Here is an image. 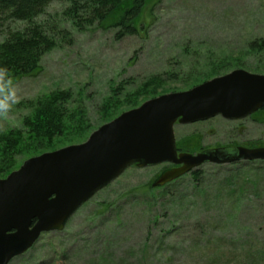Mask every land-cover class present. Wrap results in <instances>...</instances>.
Here are the masks:
<instances>
[{
	"label": "rangeland",
	"instance_id": "374dc122",
	"mask_svg": "<svg viewBox=\"0 0 264 264\" xmlns=\"http://www.w3.org/2000/svg\"><path fill=\"white\" fill-rule=\"evenodd\" d=\"M68 5L53 3L38 20L69 36L60 32L41 69L12 85L0 134L21 131L26 138L24 121L34 105L58 93L71 95L69 111L83 113L92 133L106 124L110 114L102 111L109 100L119 103L117 116L138 91L134 103L142 105L239 69L264 76V51L250 47L264 39V0H150L137 34L123 39L115 27L77 31L65 13ZM4 39L0 32V44ZM175 137L189 154L264 146V114L177 125ZM21 158L18 168L27 160ZM166 168L128 169L64 232L44 234L10 264H264V161L206 164L149 192Z\"/></svg>",
	"mask_w": 264,
	"mask_h": 264
},
{
	"label": "water",
	"instance_id": "95a60500",
	"mask_svg": "<svg viewBox=\"0 0 264 264\" xmlns=\"http://www.w3.org/2000/svg\"><path fill=\"white\" fill-rule=\"evenodd\" d=\"M264 109V76L235 70L191 90L148 100L94 131L82 144L26 160L0 180V264H10L49 233H61L96 194L131 167L179 166L163 187L206 164L264 161V148L179 153L174 128L216 117L241 121Z\"/></svg>",
	"mask_w": 264,
	"mask_h": 264
},
{
	"label": "trees",
	"instance_id": "16d2710c",
	"mask_svg": "<svg viewBox=\"0 0 264 264\" xmlns=\"http://www.w3.org/2000/svg\"><path fill=\"white\" fill-rule=\"evenodd\" d=\"M57 1L61 0H0V32L5 35L4 41L0 44V69H7L6 75L0 79V114L7 112L12 85L33 76L41 69L43 57L57 47L60 32L65 37L69 36L66 30L59 31L49 27L46 22H38L48 7ZM65 1L69 3L65 13L77 31L83 32L96 26L115 27L119 39L137 34L136 25L150 2V0ZM17 23L23 26L13 29V25ZM250 47L263 52L264 39L252 42ZM138 92L126 98V103L132 104L128 111L140 106L134 103L140 96ZM120 94L121 89L116 95L117 98ZM71 99L69 93H58L40 99L41 101L34 105V114L24 121L27 128L26 138L21 131L0 134V179L14 172L22 163L20 160H24L21 158L23 156L28 160L47 152L78 145L83 138V143L88 139L92 127L89 128L83 113L69 111L67 105ZM108 102L102 111V114H110L104 115L105 123L111 122L121 113L116 114L117 116L112 115L119 103L112 100ZM260 114H264V110ZM181 145L183 144L178 143V148L182 152L184 149ZM184 145L187 144L184 142ZM261 146L262 144L256 143L249 148ZM154 183L155 181L150 185L149 192L168 188L173 184L155 188Z\"/></svg>",
	"mask_w": 264,
	"mask_h": 264
},
{
	"label": "flooded vegetation",
	"instance_id": "af4514ba",
	"mask_svg": "<svg viewBox=\"0 0 264 264\" xmlns=\"http://www.w3.org/2000/svg\"><path fill=\"white\" fill-rule=\"evenodd\" d=\"M263 110H264V109L258 111L255 115H253V116H251V117L257 116V115L260 114ZM251 117H250V118H251ZM229 148H231V147H229ZM232 149H235V148L232 147ZM197 152H198V151H197ZM199 152H200V151H199ZM173 168H179V166H177V167H176V166H170L169 169H173Z\"/></svg>",
	"mask_w": 264,
	"mask_h": 264
},
{
	"label": "clouds",
	"instance_id": "9594fccd",
	"mask_svg": "<svg viewBox=\"0 0 264 264\" xmlns=\"http://www.w3.org/2000/svg\"><path fill=\"white\" fill-rule=\"evenodd\" d=\"M6 73H7V69H0V79H2L6 75Z\"/></svg>",
	"mask_w": 264,
	"mask_h": 264
}]
</instances>
